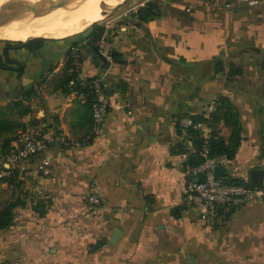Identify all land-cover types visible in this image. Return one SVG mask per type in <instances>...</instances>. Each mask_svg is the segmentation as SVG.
<instances>
[{
    "label": "crops",
    "instance_id": "crops-1",
    "mask_svg": "<svg viewBox=\"0 0 264 264\" xmlns=\"http://www.w3.org/2000/svg\"><path fill=\"white\" fill-rule=\"evenodd\" d=\"M148 1L157 15L139 20L136 10ZM96 22L105 28L103 43L87 38L88 29L5 50L18 63L0 68V107L11 106L12 120L23 126L17 133L64 135L81 144L56 139L42 156L48 165L33 157L14 166L20 187L0 183V202L16 195L24 202L0 229V261L186 264L193 255L195 264H264V204L232 207L210 227L183 199L195 149L182 122L212 99L227 101L241 134L221 176L252 183L256 171L264 182V0L253 7L137 0ZM72 47L81 77L104 74L110 106L97 135L90 105L60 83ZM3 49L0 43L1 58ZM19 103L27 108L21 114ZM219 132L227 141L231 128L223 119ZM92 191L101 197L96 207L85 201Z\"/></svg>",
    "mask_w": 264,
    "mask_h": 264
},
{
    "label": "built area",
    "instance_id": "built-area-1",
    "mask_svg": "<svg viewBox=\"0 0 264 264\" xmlns=\"http://www.w3.org/2000/svg\"><path fill=\"white\" fill-rule=\"evenodd\" d=\"M177 1V0H158ZM234 3L253 7L258 0H233ZM228 5V4H227ZM103 43L102 38L100 39ZM72 61L69 72L78 71L80 65L77 47H72ZM79 84L86 87L91 95V116L92 132L97 135L104 122L110 106L109 96L103 86L104 74L83 78L79 75ZM76 78H71L69 84L73 85ZM74 92L83 100L87 94L82 91ZM219 101L212 99L208 101L201 113L200 119H192L186 116L182 119L187 128L197 131L202 138L201 148L198 152L200 161L194 165H187L185 168V184L183 199L193 204L204 218L206 223L213 227L220 217L228 213L232 207L239 205H260L264 204V182L260 185L244 182H231L216 174L217 165H225L229 159L224 156L210 154L211 139H218L219 122L214 118L218 111ZM56 139L64 144L80 145L81 142L69 141L64 135L44 136L24 131L13 142L12 148L7 153H0V177L8 175L9 169L17 164L27 161L33 157H41V163L48 165L49 162L42 157L48 150L51 143ZM85 201L89 207H96L101 203V197L96 191L88 193Z\"/></svg>",
    "mask_w": 264,
    "mask_h": 264
},
{
    "label": "trees",
    "instance_id": "trees-1",
    "mask_svg": "<svg viewBox=\"0 0 264 264\" xmlns=\"http://www.w3.org/2000/svg\"><path fill=\"white\" fill-rule=\"evenodd\" d=\"M136 16L139 20H149L152 19L154 16L157 15V13L154 11V7L150 4H146L142 7H139L136 10ZM105 32V28L103 26H100L96 21L93 22L89 26V34L87 38L91 39L93 42H97L101 37L103 36ZM81 33V32H80ZM80 33H76L75 35H80ZM45 38H34L30 39L26 42L24 41H10V40H4L0 41L4 45V53L2 58L0 57V68H12L11 64L18 63V61L11 59L7 56L6 49L8 46L13 47H26L27 43L31 40H39L42 41ZM112 57L115 58V53H112ZM71 68V63L66 68L65 74L63 79L61 80V86H63V91L70 92L73 90L76 91H82L83 93L87 94L85 97V102L88 103L91 106L92 97L88 93V89L86 87H81L79 84V78L78 71L69 72V69ZM222 69V62L220 60H215L213 62V70L219 71ZM71 78H76L73 85L69 84V80ZM219 106L218 111L215 114V119L220 122L221 119L224 120V122L230 126L231 133L229 135V138L227 141H224L222 136H220L218 139H211L209 141L210 144V154L214 156H220L224 155L228 159H232L235 151L240 143V134H241V128L238 122V118L236 115V112L227 104V101L224 99L218 98ZM11 106H5L0 107V153H7L12 148V142L15 141L21 132H24L25 130H22L20 133H17V130L19 128L22 129V124L17 122L16 120H12L11 114L12 111L9 109ZM14 107L19 108V112L21 114L22 111H26L27 108L23 107L20 103L15 104ZM223 109L222 114L220 115V110ZM191 118L196 120L201 118V114L199 115H191ZM189 133L192 135L193 143H194V155L192 156V161L189 165H194L200 161V157L198 155V152L201 148L202 144V138L200 137L199 133L197 131L192 130L191 128H188ZM39 136L42 134L35 133ZM230 181V180H228ZM236 182V181H231ZM0 183L5 184L7 186H13L14 188H18L21 186L22 181L18 177L17 169L10 168L9 174L0 177ZM40 203H37L36 206H34L35 209L39 207ZM18 206H24V202L20 199L18 195L15 197H12L10 200L4 201L0 205V229L6 228L13 222L14 218V210ZM44 213L41 211H38V215H43ZM0 264H11L7 260L0 261Z\"/></svg>",
    "mask_w": 264,
    "mask_h": 264
},
{
    "label": "bare ground",
    "instance_id": "bare-ground-1",
    "mask_svg": "<svg viewBox=\"0 0 264 264\" xmlns=\"http://www.w3.org/2000/svg\"><path fill=\"white\" fill-rule=\"evenodd\" d=\"M23 1L13 7H0V39L28 41L62 36L63 33L69 36L85 30L90 23L101 19L100 15L89 12L96 10L94 2L91 3L94 6L89 5L90 8L84 10L77 7L65 9L52 0L29 6Z\"/></svg>",
    "mask_w": 264,
    "mask_h": 264
},
{
    "label": "water",
    "instance_id": "water-1",
    "mask_svg": "<svg viewBox=\"0 0 264 264\" xmlns=\"http://www.w3.org/2000/svg\"><path fill=\"white\" fill-rule=\"evenodd\" d=\"M21 0H0V7H13L15 4H17L18 2H20ZM23 1V0H22ZM38 1H48V0H24L23 3L32 5L35 2ZM52 1H57L60 4V7L65 8V9H74L75 5H82L83 3H85L88 0H52ZM129 0H99L96 3V10H91L89 11L90 14L93 12L97 15H100L101 18H105L111 14H113L114 12H116V10L120 9L122 6H124ZM152 2L148 1V4H151ZM95 22V21H94ZM87 45H89L92 50L99 55V57H101V59L103 61L106 62V58L102 55V53L96 48L94 47L90 41H87ZM215 172L218 175H222L223 174V166L222 165H217L215 167ZM258 172H254L253 173V177L254 175H257L256 178H252L251 182L253 184H257L260 185L262 183V178L260 177V175L257 174ZM227 179V178H224ZM120 229L117 227L113 230L112 233V237H111V242L115 243L117 241V239L120 236ZM186 264H195V258L193 255H189L186 258Z\"/></svg>",
    "mask_w": 264,
    "mask_h": 264
},
{
    "label": "rangeland",
    "instance_id": "rangeland-1",
    "mask_svg": "<svg viewBox=\"0 0 264 264\" xmlns=\"http://www.w3.org/2000/svg\"><path fill=\"white\" fill-rule=\"evenodd\" d=\"M99 0H88V1H86L85 3H83L82 5H75L74 7H77V8H83L84 10H88L89 8H90V6L92 7V6H94L93 4H95L96 5V3L98 2ZM134 1H137V0H129L124 6H122L120 9H118V10H116V12L115 13H117V12H119V11H122V10H124L125 8H127L129 5H131L132 3H134ZM94 2V3H93ZM96 2V3H95ZM35 3H37V4H41V3H45L44 1H38V2H35ZM91 3H93V4H91ZM90 5V6H89ZM86 7V8H85ZM102 19V18H101ZM100 19V20H101ZM104 19V18H103ZM98 21V20H97ZM93 23V22H92ZM92 23H90L88 26H87V28L85 29V30H83V31H80V32H85V31H87L88 29H89V26L92 24ZM59 30H61V29H59ZM58 30V31H59ZM79 32V33H80ZM47 37H49V36H47ZM64 37H70V35L68 36H66V35H64V33L62 34V36H57V37H55V36H50L49 38H45V39H59V38H64ZM4 40H10V41H26V40H12V39H0V41H4ZM1 189L2 188H0V191H1ZM2 204V202H0V205Z\"/></svg>",
    "mask_w": 264,
    "mask_h": 264
}]
</instances>
